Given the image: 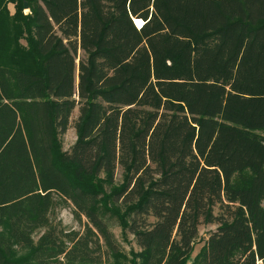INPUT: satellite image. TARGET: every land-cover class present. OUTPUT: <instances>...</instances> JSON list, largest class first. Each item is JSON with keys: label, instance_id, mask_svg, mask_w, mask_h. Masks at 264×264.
Wrapping results in <instances>:
<instances>
[{"label": "trees", "instance_id": "obj_1", "mask_svg": "<svg viewBox=\"0 0 264 264\" xmlns=\"http://www.w3.org/2000/svg\"><path fill=\"white\" fill-rule=\"evenodd\" d=\"M108 257L264 260V0H0V264Z\"/></svg>", "mask_w": 264, "mask_h": 264}, {"label": "rangeland", "instance_id": "obj_2", "mask_svg": "<svg viewBox=\"0 0 264 264\" xmlns=\"http://www.w3.org/2000/svg\"><path fill=\"white\" fill-rule=\"evenodd\" d=\"M8 8H9L11 13L14 11L13 4L9 3ZM24 12L25 13L28 12L27 7L24 9ZM79 54L82 57L83 54L80 52H79ZM77 115H78V110L75 109L73 111V114H72L71 119H70V125L71 126L62 135V142H63V148L64 149H68L76 139L75 129L73 128L72 124H73V121ZM120 178H121V169L118 168L116 171V179L119 181ZM57 216L61 220L62 224L65 225L67 228H72V229H79L80 228V224L78 223V221L73 216L71 208L69 206L59 208L57 210ZM110 225H111L110 226L111 231L113 232V234L116 238V241L118 242V244L120 246L119 250H120L122 256L129 259L131 257V255H130L131 250L134 252L139 251V247L135 243V241L133 239V235L128 233V232L126 233V232L122 231L121 227L117 224V222L115 220H110ZM215 227H216L215 224H202L199 226V232H198V236L195 240L194 251L191 255V258L198 252L199 248L202 246V244L204 243V241L208 237L209 233L212 230H214ZM112 263H114L113 258L108 257L101 264H112ZM127 263H128V261H127ZM257 264H264V260L258 261Z\"/></svg>", "mask_w": 264, "mask_h": 264}, {"label": "water", "instance_id": "obj_3", "mask_svg": "<svg viewBox=\"0 0 264 264\" xmlns=\"http://www.w3.org/2000/svg\"><path fill=\"white\" fill-rule=\"evenodd\" d=\"M26 7H27V5L25 4V8H26ZM134 20H135V19H134ZM141 21H142V20H141ZM135 25H137L136 22H135ZM137 26H138V25H137ZM138 27H139V26H138Z\"/></svg>", "mask_w": 264, "mask_h": 264}, {"label": "bare ground", "instance_id": "obj_4", "mask_svg": "<svg viewBox=\"0 0 264 264\" xmlns=\"http://www.w3.org/2000/svg\"><path fill=\"white\" fill-rule=\"evenodd\" d=\"M135 22V21H134Z\"/></svg>", "mask_w": 264, "mask_h": 264}]
</instances>
